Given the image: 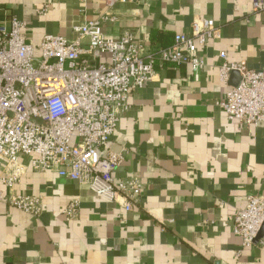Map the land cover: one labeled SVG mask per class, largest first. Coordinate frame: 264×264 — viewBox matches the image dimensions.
<instances>
[{
    "label": "crops",
    "instance_id": "0c3cea01",
    "mask_svg": "<svg viewBox=\"0 0 264 264\" xmlns=\"http://www.w3.org/2000/svg\"><path fill=\"white\" fill-rule=\"evenodd\" d=\"M254 1L116 6L118 20L103 24L108 38L131 30L147 49L168 48L201 18L213 19L222 38L201 50L208 65L199 81L188 66L167 67L131 95L112 150L129 149L115 177L143 182L140 204L127 212L85 186L29 166L14 193L43 196V214L34 218L0 203V264H264V247L243 248L232 223L248 196L264 198V125H241L219 105L236 80L221 81V52L230 62L264 68V10L256 11ZM45 6L48 12L40 14ZM106 10L105 0L86 6L79 0H0V22H25L23 37L39 54L45 35L75 39V26ZM20 160L29 165L28 158ZM75 199L79 217L71 220L64 211Z\"/></svg>",
    "mask_w": 264,
    "mask_h": 264
},
{
    "label": "built area",
    "instance_id": "2783aa9c",
    "mask_svg": "<svg viewBox=\"0 0 264 264\" xmlns=\"http://www.w3.org/2000/svg\"><path fill=\"white\" fill-rule=\"evenodd\" d=\"M132 1L105 0L107 10L99 19L73 28L77 38L47 34L39 54L23 37L25 22L17 17L0 22V161H4L0 203L34 218L42 216L43 196L14 193L30 166L85 186L127 212L140 204L143 182L115 177L129 149L112 150L121 117L131 109V95L153 80L158 69L167 67L188 66L199 81L208 65L201 50L219 41L222 31L213 19L201 18L193 22L189 34L176 35L168 48L147 49L131 30L118 39L108 38L103 24L115 23L116 6ZM254 8L264 10V1L255 0ZM47 12L48 6L39 11ZM104 56L109 60L103 61ZM219 58L223 83H230L233 72L241 75L221 108L241 125H264V68L230 62L224 51ZM22 156L29 165L20 160ZM79 210L80 200L75 199L64 215L75 220ZM232 223L243 248L264 247V236L258 238L264 227V198L248 196Z\"/></svg>",
    "mask_w": 264,
    "mask_h": 264
},
{
    "label": "water",
    "instance_id": "95a60500",
    "mask_svg": "<svg viewBox=\"0 0 264 264\" xmlns=\"http://www.w3.org/2000/svg\"><path fill=\"white\" fill-rule=\"evenodd\" d=\"M232 77H235L236 78V80L234 79L235 81H234L233 86H237L240 83V81H241V75H240V73L239 72H233L232 73ZM263 236H264V227L262 228V230H261L258 238H261Z\"/></svg>",
    "mask_w": 264,
    "mask_h": 264
}]
</instances>
